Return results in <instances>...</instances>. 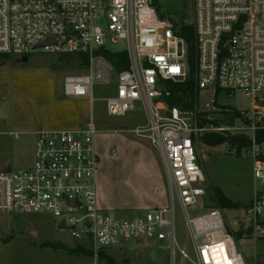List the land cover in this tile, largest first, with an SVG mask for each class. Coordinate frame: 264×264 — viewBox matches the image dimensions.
<instances>
[{
  "label": "built area",
  "instance_id": "built-area-1",
  "mask_svg": "<svg viewBox=\"0 0 264 264\" xmlns=\"http://www.w3.org/2000/svg\"><path fill=\"white\" fill-rule=\"evenodd\" d=\"M188 16L179 25L161 14L157 0H0L1 56L86 55L80 72L63 79L66 98L92 106L93 87L114 84V93L104 98L108 116L122 117L138 104L143 108L148 124L132 133L159 152L169 201L134 217L105 214L97 201V131L90 119L80 129L35 132L32 164L0 172L1 212L63 223L73 239H85L95 252L119 239L154 243L157 251V243L167 240L172 264H246L235 247L236 222L227 229L223 211L207 207L214 199L196 147L205 133L251 141L244 150L254 158L255 185L241 209V233L244 240L264 239V159L256 158L254 139L264 130V0H192ZM47 40L51 44L43 45ZM102 53H124L126 67L116 70ZM188 81L194 90L191 108L169 107L167 85ZM208 90L212 97L201 107L199 94ZM235 91L248 107L219 109L217 95L231 97ZM224 112L229 125L209 118ZM175 202L183 215L181 246ZM199 209L205 212L188 217L187 211Z\"/></svg>",
  "mask_w": 264,
  "mask_h": 264
},
{
  "label": "rangeland",
  "instance_id": "rangeland-1",
  "mask_svg": "<svg viewBox=\"0 0 264 264\" xmlns=\"http://www.w3.org/2000/svg\"><path fill=\"white\" fill-rule=\"evenodd\" d=\"M157 6L162 15L174 17L181 25L188 20L192 0H157ZM22 58L0 55V172L32 164L36 131L80 129L91 119L97 131L94 146L102 208L108 210L106 215L136 216L134 211L123 213L118 210L141 198L140 191L135 188V179L142 152L134 144L152 146L147 139L134 136L132 130L148 124L143 108L138 104L122 117H110L105 111L104 98L114 93V84L93 87L95 102L92 106L84 100L63 95V79L66 75L80 72V61L74 57L40 52L28 55L26 61ZM211 97V90L202 91L199 105L203 107ZM216 103L222 111L248 107V102L236 91L231 97L224 92L219 93ZM229 117L226 112L209 114V118L218 125H229ZM202 136L196 149L207 182L214 188L224 189L231 201L247 203L255 185L252 152L244 149L237 152L236 145L230 144L233 135L220 139ZM153 150L158 155L164 175L162 158L158 151ZM256 154V158L264 159V143L259 145ZM209 201L214 203L207 207L223 211L227 229H235L233 224L236 222L238 232L233 231L235 247L245 263L264 264V239L252 241L242 238L241 209L240 212L236 208L222 209L215 200ZM204 212L203 209L187 211V215L193 218ZM175 220L176 240L181 246L184 244V223L176 202ZM167 246V240L159 241L157 253L165 264H172V251ZM101 251H93L85 239L78 242L69 232L58 230L57 225L45 216L0 211V264H154L148 250L135 240L119 239L117 244ZM189 253L194 258L191 246Z\"/></svg>",
  "mask_w": 264,
  "mask_h": 264
},
{
  "label": "crops",
  "instance_id": "crops-1",
  "mask_svg": "<svg viewBox=\"0 0 264 264\" xmlns=\"http://www.w3.org/2000/svg\"><path fill=\"white\" fill-rule=\"evenodd\" d=\"M134 146H138L142 152L141 159L138 164V169L136 171L137 176L135 179V188L137 189V191H140L141 198L132 205L123 206L124 208L118 211L123 213H128L131 211H134L135 213H141L151 209L166 207L169 202L168 192L157 153L153 150L152 147L147 145L138 143V144H134ZM97 173L95 177L97 201H98V205L102 208L101 200L98 195L99 187L97 185V178H98ZM208 184L210 187H212V185L209 182ZM220 190L229 200H231V198L228 196V194L225 192L224 189H220ZM253 190L254 188L252 189L251 194L253 193ZM236 203H239L241 205L247 204V203L244 204L239 201Z\"/></svg>",
  "mask_w": 264,
  "mask_h": 264
},
{
  "label": "trees",
  "instance_id": "trees-1",
  "mask_svg": "<svg viewBox=\"0 0 264 264\" xmlns=\"http://www.w3.org/2000/svg\"><path fill=\"white\" fill-rule=\"evenodd\" d=\"M185 37V35H184ZM186 38H188L186 36ZM188 43H190V36L187 39ZM105 58H107L116 70H120L121 67H126V55L122 54H109V53H102ZM6 57V56H4ZM28 57V56H27ZM64 57H72L64 55ZM75 59L80 61L79 67L87 63V56L80 55L74 56ZM122 64V65H121ZM169 95L166 98V103L169 107H180L182 109H189L192 106V101L194 99V90H193V83L191 81L186 82L185 84H172L169 83L167 85ZM204 136H213L214 138L220 139L221 137L229 136V135H222V134H215V133H205ZM233 140H230L231 145H236L237 152L243 149H247L251 146V141L239 135H233ZM209 139V138H208ZM255 144L261 145L264 143V130H259L255 133ZM211 192L213 198L216 202V205L222 209H243L245 208L244 205H241L236 202H232L229 200L219 188L211 187ZM102 252V251H101Z\"/></svg>",
  "mask_w": 264,
  "mask_h": 264
},
{
  "label": "water",
  "instance_id": "water-1",
  "mask_svg": "<svg viewBox=\"0 0 264 264\" xmlns=\"http://www.w3.org/2000/svg\"><path fill=\"white\" fill-rule=\"evenodd\" d=\"M51 42H52L51 40H47L43 45L51 44ZM43 45H39L38 47H35V49H37ZM26 58L27 57H23L21 60L26 61ZM263 223H264V221H263ZM57 229L58 230H67L68 228L65 227L63 223H61V224L57 225ZM141 245L148 250L149 257L153 261L154 264H165L163 259L158 255L157 251L155 250L154 243H148L146 241H143V242H141ZM125 262H127V259H125Z\"/></svg>",
  "mask_w": 264,
  "mask_h": 264
},
{
  "label": "bare ground",
  "instance_id": "bare-ground-1",
  "mask_svg": "<svg viewBox=\"0 0 264 264\" xmlns=\"http://www.w3.org/2000/svg\"><path fill=\"white\" fill-rule=\"evenodd\" d=\"M225 264V263H224Z\"/></svg>",
  "mask_w": 264,
  "mask_h": 264
}]
</instances>
